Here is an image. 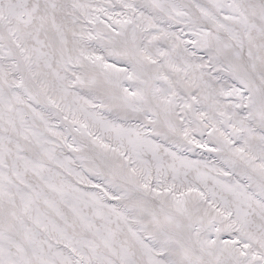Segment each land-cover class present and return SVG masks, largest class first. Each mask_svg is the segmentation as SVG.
<instances>
[{
    "label": "snow or ice",
    "instance_id": "obj_1",
    "mask_svg": "<svg viewBox=\"0 0 264 264\" xmlns=\"http://www.w3.org/2000/svg\"><path fill=\"white\" fill-rule=\"evenodd\" d=\"M0 264H264V0H0Z\"/></svg>",
    "mask_w": 264,
    "mask_h": 264
}]
</instances>
